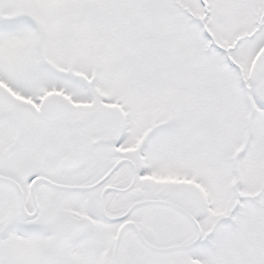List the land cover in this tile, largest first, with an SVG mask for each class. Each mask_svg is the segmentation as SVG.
<instances>
[{
  "label": "snow or ice",
  "instance_id": "6c2138e0",
  "mask_svg": "<svg viewBox=\"0 0 264 264\" xmlns=\"http://www.w3.org/2000/svg\"><path fill=\"white\" fill-rule=\"evenodd\" d=\"M0 264H264V0H0Z\"/></svg>",
  "mask_w": 264,
  "mask_h": 264
}]
</instances>
